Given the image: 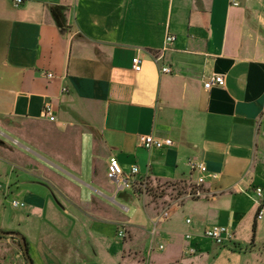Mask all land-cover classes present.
Masks as SVG:
<instances>
[{"label":"crops","instance_id":"0c3cea01","mask_svg":"<svg viewBox=\"0 0 264 264\" xmlns=\"http://www.w3.org/2000/svg\"><path fill=\"white\" fill-rule=\"evenodd\" d=\"M239 2L0 0V230L34 264H264V0ZM113 156L149 188L118 191ZM191 161L218 175L201 197ZM217 224L231 242L204 235ZM0 264H28L20 238L0 236Z\"/></svg>","mask_w":264,"mask_h":264},{"label":"built area","instance_id":"2783aa9c","mask_svg":"<svg viewBox=\"0 0 264 264\" xmlns=\"http://www.w3.org/2000/svg\"><path fill=\"white\" fill-rule=\"evenodd\" d=\"M17 1L21 2V0H17ZM232 4L234 6H239L240 2L239 0H232ZM175 39L176 37L174 35L167 36L168 43L173 42ZM161 58L162 57H157V60ZM141 67H142L141 58L139 56H136L133 59V68L134 70L139 71ZM162 72L170 73L172 72V69L168 66H165L162 67ZM48 75L49 77H53V74H48ZM225 84H226V78L225 76L220 74L210 76L204 82V86L207 89H211L214 86H225ZM43 116L50 118L52 120L55 119L54 110L51 103L45 104V107L43 109ZM140 144L147 149L162 148L164 146H172L173 140L171 138L162 139L154 135H146L140 137ZM190 165L192 170L198 171L199 174L197 176L195 185H192L190 187L186 196L189 198L201 197L204 195V191L201 189V186L205 184L208 176L213 178H218V175L215 173L214 174L209 173L208 167L205 163L191 161ZM138 173H139L138 166H133L131 172L129 173V176H127L118 158L116 156L110 158L109 166H108V177L116 183L118 191H123L126 189H138V188L147 190L148 187L147 181L142 179L141 180L136 179V175ZM1 187L2 185L0 184V188ZM254 192L256 195L255 202L258 205L256 217L257 220H262L264 218V201L262 199L263 189L261 187H256L254 188ZM12 205L15 208H24L26 206L25 202L18 199H13ZM204 235L214 240L216 243L220 245H225L231 242L234 232L232 228L228 226L217 224L207 228L204 232ZM119 236L121 238H124L126 236L125 231L124 230L120 231ZM187 238H191V234H188ZM160 248H163V246H160ZM195 252L196 250L194 248L189 249V253L194 254Z\"/></svg>","mask_w":264,"mask_h":264},{"label":"rangeland","instance_id":"374dc122","mask_svg":"<svg viewBox=\"0 0 264 264\" xmlns=\"http://www.w3.org/2000/svg\"><path fill=\"white\" fill-rule=\"evenodd\" d=\"M174 185H176V184H174ZM172 186H173V184H161V185H158V187L156 189H154L155 191L152 190L153 192L152 191L151 192L152 193L156 192V193L159 194V193L163 192L164 190H166L167 188H171ZM147 188H149V187H147ZM158 194H156V195L158 196ZM153 231H154V234H155L154 235L155 238L156 237L158 238V235L161 232V228H159L158 226H153ZM180 241L182 243L183 237L180 238ZM164 243L165 242H163V244ZM142 254L143 255H141L140 257H136L135 256L136 259L133 261V264H152L151 263L152 262V258L154 260L159 258L158 254H160V253L158 251L156 253V250H149L148 252H147V250H145V251H142Z\"/></svg>","mask_w":264,"mask_h":264},{"label":"water","instance_id":"95a60500","mask_svg":"<svg viewBox=\"0 0 264 264\" xmlns=\"http://www.w3.org/2000/svg\"><path fill=\"white\" fill-rule=\"evenodd\" d=\"M0 236H15V237L20 238L21 246H22L23 252L25 254V257L28 261V264H34L32 258L30 256V253H29L27 241L22 234L17 233V232H5V231L0 230Z\"/></svg>","mask_w":264,"mask_h":264},{"label":"trees","instance_id":"16d2710c","mask_svg":"<svg viewBox=\"0 0 264 264\" xmlns=\"http://www.w3.org/2000/svg\"><path fill=\"white\" fill-rule=\"evenodd\" d=\"M148 185H149V183H148ZM149 187V186H148ZM254 231H255V227H254Z\"/></svg>","mask_w":264,"mask_h":264}]
</instances>
